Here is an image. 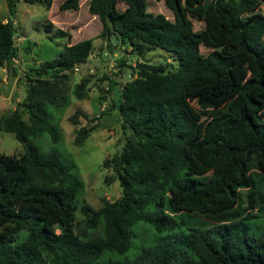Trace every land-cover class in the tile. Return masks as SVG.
<instances>
[{"label": "trees", "instance_id": "trees-1", "mask_svg": "<svg viewBox=\"0 0 264 264\" xmlns=\"http://www.w3.org/2000/svg\"><path fill=\"white\" fill-rule=\"evenodd\" d=\"M15 1L7 2L10 13ZM80 1L63 0L58 7L77 10ZM164 4L173 19L147 11L145 0H88L102 36L127 43L137 59L158 47L176 62L137 61L129 65L133 79L109 78L108 90H119L125 133L122 149L103 161L121 188L114 201L103 198L93 208L81 197L82 183L73 161L57 150L51 121L52 109L67 106L62 85L87 61L92 39L65 45L29 69L30 84L17 102L27 120L19 107L0 118V129L23 147L18 155L0 153V264H264V230L254 226L264 219V0ZM192 19L203 27L195 30ZM53 26L49 22L47 30ZM65 35L71 36L59 28L48 37ZM18 52L14 20L0 17V66L10 68ZM125 63L121 58L120 67ZM88 84L81 78L75 85L78 99ZM93 128H78L76 142ZM44 133L54 144L48 151L33 141ZM177 214L203 221L176 232L184 223ZM138 221L168 236L141 247L131 260L102 261L128 251Z\"/></svg>", "mask_w": 264, "mask_h": 264}, {"label": "rangeland", "instance_id": "rangeland-1", "mask_svg": "<svg viewBox=\"0 0 264 264\" xmlns=\"http://www.w3.org/2000/svg\"><path fill=\"white\" fill-rule=\"evenodd\" d=\"M50 1L51 5L47 6L16 0L14 12L10 13L8 0H0V17L4 21L8 18L14 20L16 44L19 49L18 57L10 68L0 66V118L19 107L17 102L24 99L26 87L30 84L27 76L32 75L29 70L31 67L55 58L65 45L91 38L92 48L87 61L69 71L62 85V95L67 98L68 104L61 110L52 109L51 121L59 135L55 146L66 161H73V171L82 183L81 197L93 208H99L103 198L114 201L121 193L115 170L111 166H103V161L118 153L125 141L116 106L119 90L116 87L108 90L109 78L122 83L133 79L136 75L132 73L129 65L135 66L137 61L152 64L161 62L168 67H172L176 62L170 52L158 47L144 51L137 59V55L130 53L127 43L121 44L114 36H102L100 20L87 10L88 0H81L77 10L67 11H61L58 7L63 0ZM145 1L147 11L162 13L173 19L172 12L166 8L164 0ZM117 7L123 10L125 5L118 2ZM49 22L54 25L50 32L47 30ZM192 22L195 30L204 25L195 19H192ZM59 28L71 36L50 39L48 35H54ZM28 46H31L30 50H26ZM200 51L206 54L209 50L200 47ZM121 58L126 59L123 67L119 64ZM81 78H88L89 84L84 96L78 99L73 89ZM19 109L21 111V107ZM22 115L27 120V114L22 112ZM80 127L94 128L83 142L77 143L76 131ZM33 141L41 151H48L54 145L46 133L34 137ZM22 151L23 147L14 134L0 129V153L18 155ZM81 218L80 212L77 211V221H81ZM176 218L184 220L176 232L185 230L187 226H199L203 221L199 216L186 214H177ZM254 226L255 231L264 230V219L257 218ZM78 228L84 229L83 222H79ZM132 231L131 245L126 253L104 255L101 260H131L141 247L157 243L168 236V232L159 233L151 224L143 221L136 222Z\"/></svg>", "mask_w": 264, "mask_h": 264}, {"label": "crops", "instance_id": "crops-1", "mask_svg": "<svg viewBox=\"0 0 264 264\" xmlns=\"http://www.w3.org/2000/svg\"><path fill=\"white\" fill-rule=\"evenodd\" d=\"M6 21V20H5Z\"/></svg>", "mask_w": 264, "mask_h": 264}, {"label": "water", "instance_id": "water-1", "mask_svg": "<svg viewBox=\"0 0 264 264\" xmlns=\"http://www.w3.org/2000/svg\"><path fill=\"white\" fill-rule=\"evenodd\" d=\"M23 67V66H22Z\"/></svg>", "mask_w": 264, "mask_h": 264}]
</instances>
